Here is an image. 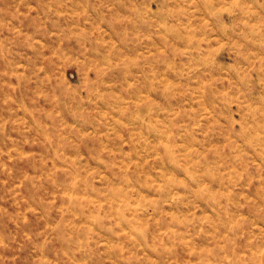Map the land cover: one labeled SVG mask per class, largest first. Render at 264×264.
<instances>
[{
    "label": "rangeland",
    "instance_id": "1",
    "mask_svg": "<svg viewBox=\"0 0 264 264\" xmlns=\"http://www.w3.org/2000/svg\"><path fill=\"white\" fill-rule=\"evenodd\" d=\"M219 1L0 0V264H264V0Z\"/></svg>",
    "mask_w": 264,
    "mask_h": 264
},
{
    "label": "bare ground",
    "instance_id": "2",
    "mask_svg": "<svg viewBox=\"0 0 264 264\" xmlns=\"http://www.w3.org/2000/svg\"><path fill=\"white\" fill-rule=\"evenodd\" d=\"M249 1H251L253 3L252 0H249ZM201 2L204 4V6L206 8H208L209 12L216 11L219 14L218 16H221L222 18L225 17V9H226V7H219V10H218V7L215 6L214 0H201ZM217 3L219 4L220 1L218 0ZM253 7H264V3H259V1H258V2L255 3V5H253ZM246 13L247 14H251L252 13L250 7H248V8H246V6L240 7L239 12L236 13V14H233L232 11L229 10L227 19L230 18L231 20H234V23L239 24L240 28L242 29L243 36L247 37L249 35H253V37L257 36L258 38L263 39V41H264V30L263 29L262 30L261 29L256 30V29H254V27L252 25H250V24L247 25L243 21L244 18H245V14ZM261 36H262V38H261ZM261 76H263V75H261Z\"/></svg>",
    "mask_w": 264,
    "mask_h": 264
}]
</instances>
